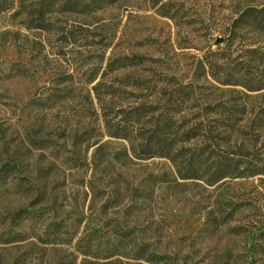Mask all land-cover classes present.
I'll use <instances>...</instances> for the list:
<instances>
[{
    "label": "rangeland",
    "instance_id": "374dc122",
    "mask_svg": "<svg viewBox=\"0 0 264 264\" xmlns=\"http://www.w3.org/2000/svg\"><path fill=\"white\" fill-rule=\"evenodd\" d=\"M92 1L43 28L0 14V264H264V89L242 83L264 82V0ZM172 96L175 147L224 151L248 176L210 184L140 157ZM149 106L130 138L110 135ZM61 221L71 234L52 236Z\"/></svg>",
    "mask_w": 264,
    "mask_h": 264
},
{
    "label": "trees",
    "instance_id": "16d2710c",
    "mask_svg": "<svg viewBox=\"0 0 264 264\" xmlns=\"http://www.w3.org/2000/svg\"><path fill=\"white\" fill-rule=\"evenodd\" d=\"M103 1L104 0H94L92 3L94 5H100ZM59 3H62V6L67 8V10H75L82 4V0H0V14L8 10H15L18 14L26 15L29 21V27L43 28L45 27L50 12ZM251 15L255 16V18L260 21L261 25L264 26V8L260 10L253 9ZM239 81L240 80L236 79L233 83L240 84L241 82ZM242 83L251 91L264 89V82H257L258 84L255 85H250L249 82ZM172 97L171 99L169 98L164 112L154 120V128L144 132L142 135L143 140L137 144L140 157H168L176 164L181 178L206 179L210 184H214L236 172H238V174L240 172V175L248 176L249 173L244 172V170L241 171L240 169V166L243 164H241L242 161L224 151L214 154V151L207 153L204 147L193 150L178 149L175 147L178 137L182 139L183 136L179 135L180 128L175 125V120L170 116L179 112V107H177L178 104L176 102L178 100L176 98L174 99V96ZM148 108L149 110L146 111L141 107L127 110L126 115L119 119L118 122H114V120L110 119L107 120L106 127L108 132L114 137L130 138L131 133L134 132L137 125L142 124L147 115H151L155 112L153 106H149ZM151 124L153 125L152 120ZM189 134L190 133H188L186 140L193 137V135L189 136ZM248 167L249 166H247L246 169H248ZM65 226V223L62 221L50 222L46 230H49V233L54 237H58V235L62 237L63 235L65 236L66 233L71 234L69 228L64 229ZM97 239L98 240L94 242V233L86 237L85 235L81 236L77 240V246L85 255H91L92 248H95V246L96 248L98 247L100 239ZM99 249V254L102 250L101 254L109 257L114 255L116 247L107 245L104 248H100L99 246ZM136 254L138 258L146 257L150 262H160V256L149 252L145 245L138 248Z\"/></svg>",
    "mask_w": 264,
    "mask_h": 264
}]
</instances>
